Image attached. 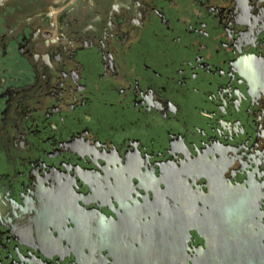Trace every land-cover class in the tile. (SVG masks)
<instances>
[{"label": "flooded vegetation", "instance_id": "obj_1", "mask_svg": "<svg viewBox=\"0 0 264 264\" xmlns=\"http://www.w3.org/2000/svg\"><path fill=\"white\" fill-rule=\"evenodd\" d=\"M251 66L264 69V0H0V198L24 174L44 218L114 216L130 196L148 206L159 164L212 160L233 182L264 179V81ZM36 222L3 217L0 243L29 241ZM95 230L77 224L74 238ZM187 236L177 255H198L204 238Z\"/></svg>", "mask_w": 264, "mask_h": 264}, {"label": "water", "instance_id": "obj_2", "mask_svg": "<svg viewBox=\"0 0 264 264\" xmlns=\"http://www.w3.org/2000/svg\"><path fill=\"white\" fill-rule=\"evenodd\" d=\"M250 68L256 71L258 82L264 81L263 67ZM244 76L248 78L247 73ZM216 153L220 154L218 150L210 152L212 156ZM255 166L264 167L259 163ZM217 172L212 160L182 162L180 166L159 164L158 174L152 177L154 184L149 186L154 189L153 197L144 198L148 204L144 209L138 197L130 196V202L137 205L125 201L122 210L113 211L114 216L103 212L78 216L68 209L63 217L54 219L44 218L32 206L39 197L27 193L31 183L26 175L13 176L9 180L11 197L0 198V220L34 215L37 222L29 241L17 239L13 246L1 241L0 249L6 255L0 264H51L50 259L62 261L69 255L79 264V256L84 254L104 255L111 264H175L187 260L193 264H264V179L247 176L233 182ZM75 174L84 178L82 173ZM182 187L190 192L180 190ZM177 198L197 209L174 210L169 205ZM78 202L75 199L74 203ZM66 219L73 226H67ZM90 223L98 233L95 240L74 238L77 224L82 226L79 235L85 236V226ZM2 225L12 231L10 225ZM159 229L163 234L156 233ZM190 230L204 238V246L195 248L198 255H177L187 249ZM27 233L23 231L21 236Z\"/></svg>", "mask_w": 264, "mask_h": 264}]
</instances>
